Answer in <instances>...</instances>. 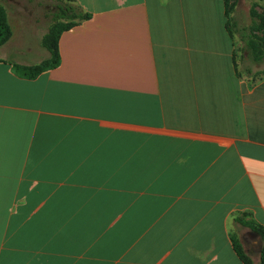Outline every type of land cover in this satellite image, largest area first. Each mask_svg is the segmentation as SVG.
Listing matches in <instances>:
<instances>
[{
    "label": "crops",
    "instance_id": "obj_1",
    "mask_svg": "<svg viewBox=\"0 0 264 264\" xmlns=\"http://www.w3.org/2000/svg\"><path fill=\"white\" fill-rule=\"evenodd\" d=\"M74 1L92 19L57 69L21 79L34 59L0 48V264H242L264 75L237 72L224 0Z\"/></svg>",
    "mask_w": 264,
    "mask_h": 264
},
{
    "label": "trees",
    "instance_id": "obj_2",
    "mask_svg": "<svg viewBox=\"0 0 264 264\" xmlns=\"http://www.w3.org/2000/svg\"><path fill=\"white\" fill-rule=\"evenodd\" d=\"M52 1L55 3L54 10L51 12L52 24L42 44V47L49 54V57L42 61V63L36 65L13 64L12 68L14 73L21 79L33 81L38 79L42 74L57 69L61 64L59 40L62 34L92 19V15L84 11L74 0ZM224 2L226 9V29L231 36H235L236 34L240 36L243 60H249L256 65H261L264 63V39H260L257 34L264 35V13L260 15L252 11L251 16L256 20L253 26L250 29L237 30V27L230 18V11L236 0H224ZM11 35L12 31L7 10L4 6L0 5V48L9 42ZM234 64L236 67L235 59ZM245 73L247 75L255 74L250 68L246 69ZM236 223L250 228L260 236L262 241L260 264H264V228H256L240 220H236ZM232 241L234 251L242 264H253L251 258L245 252L244 247L234 236L232 237Z\"/></svg>",
    "mask_w": 264,
    "mask_h": 264
},
{
    "label": "rangeland",
    "instance_id": "obj_3",
    "mask_svg": "<svg viewBox=\"0 0 264 264\" xmlns=\"http://www.w3.org/2000/svg\"><path fill=\"white\" fill-rule=\"evenodd\" d=\"M0 5L4 6L8 13L9 23L12 31L11 43L5 44V54L18 56L24 54L28 59H34L35 65L43 61L44 48L43 40L52 24L51 12L54 10L55 3L52 0H0ZM262 15L264 13V0H236L230 11L231 21L236 29H250L256 22L251 16V12ZM235 36L240 40V48L235 57L236 68L240 75H246V69L250 68L255 74L250 75L256 80L264 74V63L256 65L249 60H243L242 42L238 34ZM260 39L264 35L257 34ZM26 37H29L27 39ZM9 40V41H10ZM23 41L30 47H40L41 54L31 55L27 53V48L22 46ZM1 47V48H2ZM28 47V46H27ZM36 50V49H35ZM1 55V54H0ZM33 57V58H32ZM31 61V60H30ZM238 242L247 249L253 260H258L259 251L262 248L260 236L248 227L240 224L236 226L233 235ZM245 250V252H247Z\"/></svg>",
    "mask_w": 264,
    "mask_h": 264
}]
</instances>
